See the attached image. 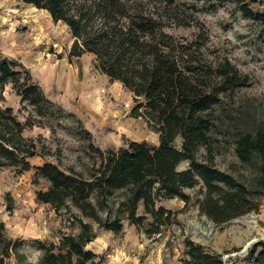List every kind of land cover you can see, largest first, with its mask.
Listing matches in <instances>:
<instances>
[{
    "label": "trees",
    "instance_id": "obj_1",
    "mask_svg": "<svg viewBox=\"0 0 264 264\" xmlns=\"http://www.w3.org/2000/svg\"><path fill=\"white\" fill-rule=\"evenodd\" d=\"M48 11L56 22L65 23L74 42L71 54L93 53L98 68L112 80L120 81L135 95V117H145L160 139L158 144L131 140L120 148L98 151L89 177L62 168L48 160L32 166L30 158L37 155L36 142L28 143L22 132L26 124L13 114V107L1 106L0 95V165L22 170L35 168V181L45 179L49 186L38 191V199L60 211L76 206L84 217L100 226L121 232L124 220L145 225L152 235L163 231L175 220L174 211L161 204L163 200L191 199L185 188L203 185L201 211L222 224L263 205L259 194L247 182L216 166L214 157L199 160L202 145L207 144L213 128L210 112L223 101V96L248 85L244 74L229 58L209 63L196 56L202 47L195 40L182 42L165 28V17L180 8L178 0H168L164 7L153 0H22ZM222 0H204L216 8ZM236 5L247 18L264 26V0H223ZM196 48V49H195ZM206 61V62H205ZM13 83L22 100L41 106L50 99L33 81L31 71L23 62L9 57L0 59V87ZM183 137L180 146L176 139ZM237 151L244 161L260 163L257 185H264V125L244 133ZM190 161V167L179 165ZM123 196L117 198V192ZM144 204L146 214H139ZM106 212V215H104ZM150 214V216L148 215ZM75 214L78 233L62 234L59 243L37 239L42 254L39 261L27 264H104V258L89 244L97 237L91 222ZM181 260L184 264H235L224 253L209 250L187 236ZM22 240L9 238L0 221V264L14 254L21 257ZM248 264H264V239L258 240L245 256Z\"/></svg>",
    "mask_w": 264,
    "mask_h": 264
},
{
    "label": "rangeland",
    "instance_id": "obj_2",
    "mask_svg": "<svg viewBox=\"0 0 264 264\" xmlns=\"http://www.w3.org/2000/svg\"><path fill=\"white\" fill-rule=\"evenodd\" d=\"M177 2L180 8L172 17H165L166 30L182 42L199 38L196 44L202 49L195 52L196 56L200 53L198 58L212 64L229 58L250 77L248 85L225 94L210 112L214 123L210 139L197 157L204 161L212 156L217 167L247 182L259 193L261 209L217 224L201 211L199 201L206 188L200 184L185 188L191 196L189 202L180 198L161 202L175 215L162 232L150 235L146 231L150 217L140 226L126 219L123 230L114 232L82 216L76 206L58 211L40 201L38 191L49 184L43 178L35 181V168L0 165V221L9 238L22 240L21 257L14 254L7 264L39 261L42 251L37 239L59 243L62 234L78 233L75 214L94 225L98 235L89 247L104 258V264H184L181 257L187 236L209 250L224 253L235 264H248L245 256L264 239V185L256 183L260 163L241 159L237 146L244 133L264 125V26L223 0L216 8L204 0ZM149 4L155 13V6L164 7L168 0ZM73 42L69 27L56 22L48 11L22 0H0V59L23 62L50 99L36 106L22 100L9 82L4 89L0 87V95L5 97L1 106L13 107V114L26 124L22 137L28 143L36 142L38 153L30 158L33 167L53 160L66 170L74 167L89 177L98 157L92 144L117 149L131 140L158 144L160 136L145 117L133 115L134 93L103 73L95 54L72 55ZM176 143L181 146L183 137ZM189 167L190 161L185 160L178 169ZM120 196L121 191L117 192V198ZM139 214H146L144 204Z\"/></svg>",
    "mask_w": 264,
    "mask_h": 264
},
{
    "label": "water",
    "instance_id": "obj_3",
    "mask_svg": "<svg viewBox=\"0 0 264 264\" xmlns=\"http://www.w3.org/2000/svg\"><path fill=\"white\" fill-rule=\"evenodd\" d=\"M251 243H252V242H250V243H249V244L246 246V249H248V248H249V246L251 245ZM243 253H244V252H243Z\"/></svg>",
    "mask_w": 264,
    "mask_h": 264
}]
</instances>
